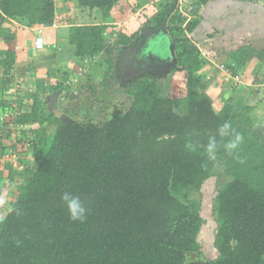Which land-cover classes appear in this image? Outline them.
Segmentation results:
<instances>
[{"label":"trees","instance_id":"obj_1","mask_svg":"<svg viewBox=\"0 0 264 264\" xmlns=\"http://www.w3.org/2000/svg\"><path fill=\"white\" fill-rule=\"evenodd\" d=\"M209 1L198 0L197 6ZM131 2L0 0V69L6 66L10 72L15 63L17 31L9 21L44 37L43 29L55 27L60 16L74 21V11L99 12L106 21L114 8L126 11ZM181 11L177 0H164L143 20L153 30L167 20L177 64L165 73L150 69L120 81L114 50L139 46L142 29L121 32L111 43L106 22H72L66 47L46 45L62 60L84 66L104 54L108 69L101 83L131 96L126 106L114 104L92 118L58 116L47 112V96L41 94L70 93L72 86L53 81H37V89L18 95L16 103L0 99L2 111L17 113L13 121L22 126L15 142L11 132L2 134L0 155L10 150V157L21 158L32 146L41 156L36 168H24V183L0 212V264H192L200 259L264 264V128L253 118V106L239 108L228 99L216 110L213 97L201 89L203 48L189 36L200 18L196 11L189 19ZM0 96L8 97L4 90ZM179 98L186 100L185 113L175 109ZM224 120L245 135L243 163L223 153L215 162L206 158L202 145ZM219 167L228 180L213 199L216 253L210 258L202 243L206 219L199 193ZM15 175L10 170L11 183ZM64 191L84 201L89 209L85 222L70 219L60 199Z\"/></svg>","mask_w":264,"mask_h":264},{"label":"crops","instance_id":"obj_2","mask_svg":"<svg viewBox=\"0 0 264 264\" xmlns=\"http://www.w3.org/2000/svg\"><path fill=\"white\" fill-rule=\"evenodd\" d=\"M155 2L156 0H147L142 5H139L137 2V10H141L144 16H147L146 18L152 17L162 7V5L157 6ZM83 13L86 15L82 17V20L83 18L87 19V23L106 22L109 25L107 30H109L114 28V25L109 23L113 22L116 18L120 19L125 17V13L127 12L114 8L110 17H108L106 21H102V16L99 12L94 13V15H90V12ZM115 15L117 17H114ZM126 17H128L127 14ZM198 17L200 18V23L189 36L194 37L197 45L203 48L202 56L205 64L201 70V74L203 75L201 89L213 97L216 110H220L224 102L228 99H232L234 103L239 100L241 101L242 99L248 102L245 105L254 107L252 113L254 119L256 117L264 119V3H261V0H249L247 2L240 0H210L207 4L202 5L201 14H198ZM10 23L13 28H16V26H14V21H11ZM63 28H66V26H52L43 29L42 34L45 37L46 45L48 47L55 45L58 46L60 50L68 45L69 29L67 28L65 33H60V30ZM48 29L51 30L47 32ZM15 30L17 31V39L15 42H17V45L23 47V49L16 52V61L13 67L18 64L17 62L19 60L25 59L29 62L25 70L27 69L28 71H31L32 74L37 73V68L40 70H49L50 72L52 71L51 74L54 77L55 74L60 75L59 69L61 64L62 67H64L62 72H64L65 75L67 74L66 65H83L81 61L77 62L71 60V62H66L62 60L61 56L57 55V52L55 54H50L45 48L42 50H36L34 48V42L37 36L36 30L25 27L16 28ZM117 30L120 31V27L117 28ZM146 30L147 29H145V31ZM145 31L142 27L143 40L145 42L149 40L148 37L150 35V40L154 41L157 39L156 37H153V33H156L157 30L149 29L147 33H144ZM123 32L127 33V30ZM30 36L33 37L31 40L32 42L29 41ZM157 42H159L160 45L162 44L160 51L163 57H166L164 41L157 39ZM140 50H142V47L139 51ZM103 55L104 54L99 55L98 57H102ZM98 57H96V59ZM157 59L153 60L150 65L152 70L158 69L161 71L163 69H169L170 66L168 62L165 63L163 60V62H160V59ZM115 61H117L116 58ZM155 61H158V64L155 65L153 63ZM222 63H225L227 67H230L233 73H238L242 76V83L240 85L234 86L225 80V72L219 67ZM86 65H89V67L93 66L91 63H86ZM54 67H57L58 69L53 70ZM127 67L128 66L125 65L122 69L126 70ZM75 69H77V67ZM104 73H106V71H104ZM102 76H104V74ZM134 76L137 77L139 75L135 74ZM51 78L50 76L48 78L42 77L37 79V81L46 84L53 81L50 80ZM129 79L130 78L127 76L124 80L127 81ZM61 92L62 90L54 92L58 94V101L59 98L61 99ZM54 93L48 94L44 91L41 95H43V97H50L49 99L47 98L48 108L58 116H61V111L57 109V107H59L58 101L50 102ZM175 109L181 113L186 112L185 98H179L175 101ZM1 111L2 110H0V112ZM15 123L16 122H12L7 128L6 124H3V128L6 129L7 133L11 132V138L9 139H12L11 141L13 142H15L21 135V127L18 125L16 126ZM16 131L19 133L16 134ZM1 137H3V135H0V138ZM5 143L11 144L7 139H4V144ZM7 153L9 154V152L6 151V154L4 153L0 155V197H3L2 199L5 200L14 196L11 189H4L3 186L7 183L6 180H8L10 170H13L14 172L16 171V164L12 161H10L11 164L9 162L8 164L7 161L4 160L5 157L8 156ZM4 162L6 163L5 166L3 164ZM9 183L11 184V182Z\"/></svg>","mask_w":264,"mask_h":264},{"label":"rangeland","instance_id":"obj_3","mask_svg":"<svg viewBox=\"0 0 264 264\" xmlns=\"http://www.w3.org/2000/svg\"><path fill=\"white\" fill-rule=\"evenodd\" d=\"M130 7L125 11V17L123 18H116L113 22L109 23L111 25H114V28H111L106 31V37L109 42H113L117 39V36L119 33L126 31L128 35H132L139 29H147L144 33H147L149 31V28H146V26L143 24L144 18L147 16H144L143 12L140 10H137V5L135 0H131ZM178 5L181 12L185 17H192L193 12H197L198 14H201L202 6H197V1L198 0H177ZM180 1V2H179ZM164 0H156V5H163ZM261 3H264V0H261ZM75 12V18L76 20H71L73 19L72 17L67 19L64 16L59 17L57 20L59 21L58 25L55 27H64L60 30V33H65L67 28L69 29L70 25L73 23H79L82 24L84 22H87L88 20L83 18V13L78 11ZM126 14L128 17H126ZM123 15V14H122ZM114 17H117L116 15ZM62 21V23L60 22ZM78 20V22H77ZM70 21V23H69ZM125 21V22H124ZM11 21H9V24ZM13 25V24H12ZM11 26V25H10ZM12 27V26H11ZM120 27V31L117 30V28ZM16 28H13L15 30ZM51 30L48 29L47 32ZM33 37H29V41H31ZM143 41V40H142ZM32 42V41H31ZM17 42L14 43L15 46L13 47V51L19 52L20 50L23 49L20 45L16 44ZM140 43L139 46L135 48L130 49H120L115 51L114 50V61L115 58L117 61L114 62L115 66H119V76H120V81L121 79H125L127 76L128 78H131L132 76L136 75H141L142 73H145L147 71H151L152 67L150 68V65L152 64V61L150 62L149 58L146 56L145 50L147 49L146 46H148L149 41L147 43L142 44ZM142 50L139 51V49ZM127 49V50H126ZM55 51V48L52 47L47 50V52L52 53ZM22 55V54H21ZM24 56V55H22ZM156 58V56H154ZM16 59V57H15ZM106 56L103 55L102 57H98L95 59L93 62L90 60L86 63H91L93 66L89 67V65H81V66H71V65H66V72L67 75L62 72V64L60 65V75H56L53 77L51 72L49 70H40L37 68V73L32 74L31 71H28L27 69L25 70L27 64L29 63L28 60L21 59L19 60L16 64L15 67H12L10 69V72H6V66H2L0 69V95L2 94L3 90L7 94V99H5V96H0V99L2 100H7V101H14L15 103L17 102V97L19 96H28L29 94L33 93L37 88H36V81L39 78H48L50 76V80L56 81V82H64L65 85H71V91L70 93L65 90L64 92H61V99L59 98L58 101V106L57 109L61 111L62 115L67 114L68 116H74L75 118H81L83 115L85 118H92L95 117L97 114L102 113L103 109L104 110H110V108L113 107L114 104L120 105V106H126L131 103L132 98L129 95H126L124 92H120L117 89L118 87L115 88H109L105 87L102 85L101 81L103 78L104 71H107L108 69V64L105 62ZM16 61V60H15ZM65 61V60H64ZM102 61V62H101ZM122 66L127 65L128 67L125 69H122ZM125 63V64H123ZM154 64H158L157 61L153 62ZM133 66V67H131ZM77 67V69H75ZM131 67V68H130ZM14 69V70H13ZM58 69L57 67H54L53 70ZM12 70V71H11ZM158 70V69H156ZM154 70L155 72H157ZM167 70V69H166ZM166 70H161L162 73H165ZM42 71V72H41ZM159 71V70H158ZM117 83L120 85L122 82ZM234 85V84H231ZM235 86V85H234ZM7 91V92H6ZM236 92V91H234ZM231 96V95H230ZM234 96V95H233ZM242 96V95H241ZM232 97V96H231ZM236 97V96H234ZM240 97V96H239ZM46 98H50L47 96ZM240 101V100H239ZM236 102L235 104L238 105L239 108H245L248 102L245 100L240 101V103ZM17 105V104H16ZM4 107L0 106V110H3ZM22 109L21 111H23ZM26 110H28L26 108ZM7 111H9L7 109ZM51 111L49 108H47V112ZM11 112V111H9ZM253 113V112H252ZM2 114V112H0ZM12 114V113H11ZM72 114V115H71ZM17 113L13 116L14 120H17ZM66 115V116H67ZM102 116V115H101ZM104 117V116H102ZM257 121V125L260 128H264V119H261L260 117L255 118ZM9 119L6 121V128L12 124L13 119ZM8 123V124H7ZM22 127V126H19ZM7 133L6 129L3 128V125L0 123V135ZM19 132L16 131V134ZM36 134H39V128ZM34 135V134H33ZM27 152L25 151L23 153V157H10L9 154L8 156L5 157L4 160L7 161V163L12 161L14 164H16V175L14 178V182L11 184L9 183L10 181L6 180V184H4L3 188L4 189H11L13 195L18 192L17 186L20 184L24 183V176H23V171L24 168L30 167V168H36L40 162L41 156H40V151L32 148V146H27ZM10 153V150L8 151ZM10 159V160H9ZM5 161V162H6ZM3 163L4 166L6 163ZM13 165V164H12ZM0 168H1V162H0ZM228 180V177L225 175V173L219 169L215 171V174L209 178L203 188L202 192L199 193V197L202 199V213L204 218L206 219V223L203 228V233L202 237H204V240L202 239V243L205 247V253L207 254L208 257H214L215 255V248L213 247L212 244V239L214 236V226L215 222L213 221V199L220 187L224 182ZM2 186V185H1ZM3 197H0V212L5 211L6 206L9 204V199H2Z\"/></svg>","mask_w":264,"mask_h":264},{"label":"clouds","instance_id":"obj_4","mask_svg":"<svg viewBox=\"0 0 264 264\" xmlns=\"http://www.w3.org/2000/svg\"><path fill=\"white\" fill-rule=\"evenodd\" d=\"M244 142V133L235 127L230 120H224L213 132L208 134L202 147L208 161H217L219 155L223 153L243 163L240 151ZM60 199L66 206L68 215L73 222L79 221L83 223L86 221L89 209L86 208L84 201L79 195L71 191H64Z\"/></svg>","mask_w":264,"mask_h":264},{"label":"built area","instance_id":"obj_5","mask_svg":"<svg viewBox=\"0 0 264 264\" xmlns=\"http://www.w3.org/2000/svg\"><path fill=\"white\" fill-rule=\"evenodd\" d=\"M60 18H61V16H60ZM60 22L62 23L61 20H60ZM58 23H59V21L57 20L55 25L57 26ZM45 47H46L45 38L42 35H38L35 38V49L42 50ZM219 67L221 68V70H223L225 72V80L227 82H229L231 84L233 83L235 86H238V85H240L242 83V76L240 74H238V73H233L231 71V68L230 67H227L225 63L220 64ZM15 114L16 113L13 112V111L12 112H9V111L3 112L2 114H0V123L3 125V124H6V121L8 119H9V121L12 120V119L14 120L13 116ZM12 157H15L16 158L18 156H16V154H13Z\"/></svg>","mask_w":264,"mask_h":264},{"label":"water","instance_id":"obj_6","mask_svg":"<svg viewBox=\"0 0 264 264\" xmlns=\"http://www.w3.org/2000/svg\"><path fill=\"white\" fill-rule=\"evenodd\" d=\"M153 37H156L158 40H162L165 43V53H166V60L169 63V66L177 64V55L176 49L174 46L173 39L169 33L167 28V20L163 22L161 27L153 33ZM57 93H54L50 102H56L57 100ZM202 264H209L208 261L203 262Z\"/></svg>","mask_w":264,"mask_h":264},{"label":"flooded vegetation","instance_id":"obj_7","mask_svg":"<svg viewBox=\"0 0 264 264\" xmlns=\"http://www.w3.org/2000/svg\"><path fill=\"white\" fill-rule=\"evenodd\" d=\"M148 39L149 40H147V41H149V43H151V44L146 46L147 47V49L145 50L146 56L149 58V60L153 61L154 59L156 60L158 58V59H160V62L164 61L166 63L167 62L166 57L165 56L163 57V55L161 54V51H160L161 47H162V44L160 45V43L157 42V39L154 40V41L150 40L151 39V35L148 37ZM147 41L145 42L143 40L142 44L147 43ZM154 56H156V58ZM201 261H202L201 259L200 260H191L192 264H202Z\"/></svg>","mask_w":264,"mask_h":264}]
</instances>
